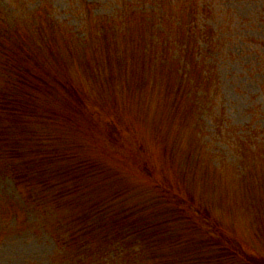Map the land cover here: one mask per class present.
I'll return each mask as SVG.
<instances>
[{
    "label": "rangeland",
    "instance_id": "1",
    "mask_svg": "<svg viewBox=\"0 0 264 264\" xmlns=\"http://www.w3.org/2000/svg\"><path fill=\"white\" fill-rule=\"evenodd\" d=\"M202 2L0 0V264H240L173 194L264 255V0Z\"/></svg>",
    "mask_w": 264,
    "mask_h": 264
},
{
    "label": "trees",
    "instance_id": "2",
    "mask_svg": "<svg viewBox=\"0 0 264 264\" xmlns=\"http://www.w3.org/2000/svg\"><path fill=\"white\" fill-rule=\"evenodd\" d=\"M187 1L191 4L190 8L194 12L196 10L194 25L201 26L202 20H204V22H208V20H209L208 17H203V18L200 17L199 10L201 8L208 9L210 7H205L202 0H187ZM262 6H263L262 9L264 11V3ZM203 24H205V23H203ZM201 28H202V26L200 27V29ZM8 36H9V31L3 30L2 27L0 26V52L2 51V54L0 55V80L7 81L9 79V77H8L9 73L11 72V70L13 68H15L17 70L20 69V73L26 74L27 70L30 72L28 74V78H30L27 80L28 82L30 81V82L38 83L37 81L42 80V77H44V80L41 81L40 83H47V77L43 73L42 68H40L38 65L35 66L36 70L30 69L27 67V64L25 63V60H24L25 59V53H26V51H25L26 46L23 42H21L19 39H18V41L16 40L15 43L12 41V44H14L17 47V49L16 48H14L13 50L7 49ZM200 43H202V42H200ZM262 50H263L262 66L264 67V46H263ZM17 52H20V55H17V58L15 59ZM55 83L56 82L54 81V79L51 82H49L50 87L53 86V88H54ZM8 93L9 92H4L2 94V99H0V109L6 110V108L8 107L7 104L10 105L8 102ZM32 136H34V135H32ZM34 139H35V137H34ZM136 141H137V137H136ZM133 150H134V147H133V149L131 148V158L134 161L131 164L138 163L140 161V158H141V160L144 158L143 161L145 160L144 155H142L143 156L142 157L140 152L137 153L136 151H133ZM75 172H79V170H76ZM135 173L137 175H139L141 177V179L148 185H152L155 188L160 187L164 191H167L166 189H169L166 185L164 186V183L160 182L157 172H153L152 170H149V172L144 173L141 170L138 171V169H135ZM167 193H168V196L171 195L170 192L167 191ZM177 195L178 194H173L172 197L174 196V199H176L178 201L177 205H175L174 208H175L176 212L179 213V218L181 217L180 220L185 224H197L198 222H200L202 220H206L209 227H211L210 232L208 230L204 229L203 227H201V229L204 232L209 234V237H210L209 242L211 243L210 248L215 247L218 249V251L220 252L219 258H221V259L233 258V259H236L237 261H239L238 263H240V264H264V255L263 254L258 253L252 247L248 246V244L245 241L241 240L240 237L230 234L227 229L223 228L222 226H220L216 222H214L215 220L214 219L212 220L210 218V216L206 215L200 208H198L197 213H195L198 215V217L196 216V218H198V220L193 219V218L187 216L186 214H184L186 210L183 211V215L180 214V212H179V209H180L179 208V201L182 202V204L183 203L185 204V200L183 201L182 198L178 199ZM169 198H171V197H169ZM173 221H175V220H173ZM156 232L161 234L158 231H156ZM140 233H141L140 227H138V226L134 227L133 225H129L125 229V236L123 238H124V240H127V239L132 238L133 236L137 237L138 235H140ZM210 233H215L216 237H212ZM141 238L142 239L140 241L145 242L146 239L143 236H141ZM133 241H135V239ZM161 241H162V238L158 241H154L153 243H154V245H156V244H159ZM146 243H149V242H146ZM132 244L133 243H131V246H133ZM112 254L115 256V254H116L115 251L111 252V256H112Z\"/></svg>",
    "mask_w": 264,
    "mask_h": 264
}]
</instances>
